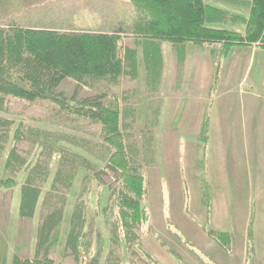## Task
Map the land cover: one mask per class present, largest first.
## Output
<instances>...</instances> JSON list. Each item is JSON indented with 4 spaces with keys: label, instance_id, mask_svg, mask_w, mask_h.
Returning <instances> with one entry per match:
<instances>
[{
    "label": "trees",
    "instance_id": "obj_1",
    "mask_svg": "<svg viewBox=\"0 0 264 264\" xmlns=\"http://www.w3.org/2000/svg\"><path fill=\"white\" fill-rule=\"evenodd\" d=\"M3 1L9 8L19 9V14L24 9V12L37 9L43 17H52L61 4L58 5V0ZM64 1L67 0L60 2ZM126 1L132 11L124 21L136 35V49L120 48V37L112 33L61 32L57 31L58 25L47 28L42 23L36 24L40 22L38 18L28 19L30 22L25 25L17 21V16L10 26L0 24V113L8 114L13 101L49 102L56 109L60 127L82 132L86 128L84 123L99 127L97 135L93 134L96 141L91 142L66 132L0 120V190L21 188L19 217L23 220L33 219L41 207L33 256L16 253L10 263L4 257L0 264H57L51 253L59 241L68 196L82 170L85 175L70 217L64 257L73 258L76 264H100L103 258L101 234L95 231L88 211V197L92 185L97 183L108 191V205L102 213L109 225L113 249L106 264H126L119 253L123 243L155 263L143 249L138 233L148 219V212L144 207L145 178L138 167L139 150L128 133L135 122L136 110L122 107L123 102H128L127 97L99 94L78 101L76 96L67 98L59 92L65 81L87 87L93 81L116 83L123 77L137 80L140 50L147 84L154 92L159 89L164 69L163 42L177 51L179 77L183 74L188 44L204 47L218 71L221 62L236 50L257 47L264 52V0H218L215 4L207 0ZM155 113L156 117L147 120L144 127V146L149 158L153 157L158 126L157 108L152 111ZM207 115L199 134V142L205 147L210 127ZM24 144L29 147L26 155ZM53 162L57 169L49 181ZM22 174L25 176L20 184L18 178ZM111 218L113 221L109 222ZM206 233L225 252L233 247L231 233L209 228ZM247 254L254 256L249 245Z\"/></svg>",
    "mask_w": 264,
    "mask_h": 264
},
{
    "label": "rangeland",
    "instance_id": "obj_2",
    "mask_svg": "<svg viewBox=\"0 0 264 264\" xmlns=\"http://www.w3.org/2000/svg\"><path fill=\"white\" fill-rule=\"evenodd\" d=\"M58 1V5L61 4L55 8L52 17H43L37 9L31 12H24V9L19 14V9L9 8L0 0V24L10 26L17 16V21L25 25L30 22L28 19L38 18L40 22L36 24L42 23L47 28L58 25L60 29L57 31L61 32L112 33L120 37V48H137L136 35L124 21L128 12L130 16L132 11L126 0ZM138 51L140 64L137 80L123 77L116 83L93 81L87 87L68 80L60 86L59 92L67 98L76 96V101L99 94L117 96L119 99L127 97L128 102H123L122 107H134L136 110L135 122L128 133L137 143L138 167L145 178L147 190L144 207L148 219L138 232L143 249L154 264H264V180L260 182L256 179L258 176L264 178V156L257 141L258 133L264 131V52L257 47L236 50L221 62L218 71L217 64L210 59L204 47L188 44L184 85L180 93L172 90L175 82L171 87L172 83L167 78L168 72L173 79L179 77L175 71L176 60H173V54L177 55V51L173 50L171 44L162 43V53L167 58L166 77L161 88L154 92L147 84L142 53ZM249 90L250 95L244 93L242 97V92ZM154 106H160L164 116L155 129L153 157L149 158L144 146V127L147 120L153 119ZM239 106L241 108L237 109ZM55 113L56 109L49 102L30 104L13 101L8 114L0 113V120H12L27 127L57 130L86 141H96L93 134L97 135L99 127L84 123L83 127L86 128H83V132L73 131L68 126L60 127L59 116L55 117ZM206 113L210 127L205 147L199 142V134ZM200 116L202 119L199 121ZM245 117L249 118L248 124ZM218 119L221 123L233 119L238 121L234 124L241 133L239 137L233 136L229 145V160L238 162L239 170L233 166L229 170L231 178L228 180L226 175L229 172L219 171V139L214 130ZM247 126L256 134L248 136L245 133ZM129 143L131 141H127ZM22 149L24 155L29 151L26 144ZM51 167L49 181L57 169L56 162ZM1 173L0 169V176ZM84 175L83 170L78 173L68 196L64 220L58 232L59 241L51 253L57 264H76L73 258L64 257V249L70 217ZM24 176H19L20 184ZM49 186L45 189L48 190ZM91 191L88 197L89 218L94 221L95 231L99 230L101 234L104 249L100 264H106L113 249L109 225L102 213L108 205V191L97 183L92 185ZM20 196V187L0 190V260L5 257L9 263L16 253L31 257L35 250L41 207H38L33 219H21ZM225 210L230 211L227 217H220V212ZM108 221L112 222L113 218ZM208 228L231 233L233 247L227 252L221 249L207 235ZM124 244L119 253L126 264H152L133 247L127 248ZM248 245L254 250L252 258L247 256Z\"/></svg>",
    "mask_w": 264,
    "mask_h": 264
},
{
    "label": "crops",
    "instance_id": "obj_3",
    "mask_svg": "<svg viewBox=\"0 0 264 264\" xmlns=\"http://www.w3.org/2000/svg\"><path fill=\"white\" fill-rule=\"evenodd\" d=\"M217 1L218 0H207V2L210 3V4H215V3H217ZM239 1H241V0H239ZM242 1H251V0H242ZM171 47H172V45H171ZM186 50H187V47H186ZM174 54H173V58H174L173 60H176L175 71H176V74H177V61H178V59L176 58V55H174ZM163 59H164V63H163L164 64V69H163V74H162V79H161V84L159 86V89L162 86L163 79H165V77H166L165 70L167 68V58L163 55ZM184 59L185 60H184V64H183V74L180 75L179 79L178 78H174L173 79V77H172L173 75L171 74L169 76V72H168V77H167V78H169V83L170 84L172 83V86L171 87H173V82H175L174 87L172 88V90H174L175 92L176 91L177 92H180V93L182 92L183 85H184V76H185V73H184L185 70L184 69H185V64H186V57H184ZM169 62H170V59H169ZM242 93H243L242 94V97L245 96L244 93H247L248 95H250V90L247 91V92L244 91ZM262 104L264 105V101L262 102ZM154 108H157L158 111H159L158 123H160L161 120H162V116H164L163 109L160 106L159 107L158 106H154ZM240 108H241V106L237 107V109H240ZM242 108H244V103L243 102H242ZM258 111H260V110H258ZM245 114H246V112H245ZM155 117H156V113L153 115V118H155ZM201 119H202V117L200 116V119L198 118L197 120L200 121ZM244 119H245L246 123L248 124L249 118H246L245 117ZM235 121L236 120L233 119L232 121H227V122L221 123V120L218 119L217 120V127L214 128V130L216 129V131H217V135H218V139H219L218 140L219 142H218L217 149H218V152H219V155H220L219 171H221V172H225V171L229 172V170H231L232 168H234L233 166H235L239 170V168H238V164L239 163L236 162L235 160H233V161L231 160L230 161L229 160V157H230L231 154L228 153V150L230 148L229 145L232 143L233 136L234 137H237L239 134H241L240 133V130H239V127H235V124H234ZM236 122L238 123V121H236ZM39 129H41V128H39ZM42 130L52 131V130H48V129H42ZM245 133L248 136H250L251 134H256L253 131V129L251 127H249V126L245 127ZM263 133H264V131L258 133L259 134L258 135L259 138H258L257 141H258V145H259L258 146L259 147V150H260L261 154L264 156V138L262 137V134ZM247 147H248V145H246V148ZM229 164H231V166H229ZM235 176L239 177V175H235ZM235 176H234V178H235ZM226 178H227V180L229 178H231L230 172H229V174L227 173ZM248 179H250V178H246V180H248ZM256 179L259 180L260 182L262 180H264L263 177L260 178L259 176ZM227 180H226V182H227ZM229 212L230 211H228V210L227 211L225 210V211L220 212V217H227V214ZM226 231H228V230H226Z\"/></svg>",
    "mask_w": 264,
    "mask_h": 264
}]
</instances>
